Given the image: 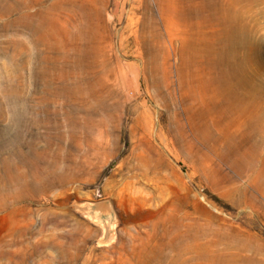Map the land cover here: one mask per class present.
I'll return each mask as SVG.
<instances>
[{
    "label": "rangeland",
    "instance_id": "rangeland-1",
    "mask_svg": "<svg viewBox=\"0 0 264 264\" xmlns=\"http://www.w3.org/2000/svg\"><path fill=\"white\" fill-rule=\"evenodd\" d=\"M102 2L105 50L120 56L124 76L107 72L101 80L100 57L91 53L78 71L69 62V77L50 76L48 101L40 72L54 54L6 31L0 12V251L19 264H249L251 256L264 264L243 250L264 230V196L255 186L264 180V0H173L183 16L177 44L158 0ZM144 23L155 59L148 70L134 42ZM240 31L250 47L236 40ZM19 38L23 47L10 44ZM92 81L107 85L97 98L56 93ZM239 99L244 110L229 111ZM29 107L42 120L35 129ZM233 142L255 155L252 168L225 156Z\"/></svg>",
    "mask_w": 264,
    "mask_h": 264
},
{
    "label": "bare ground",
    "instance_id": "bare-ground-1",
    "mask_svg": "<svg viewBox=\"0 0 264 264\" xmlns=\"http://www.w3.org/2000/svg\"><path fill=\"white\" fill-rule=\"evenodd\" d=\"M45 1V0H44ZM51 3L47 6H44V4L41 2V0H4V4L1 5V10L0 12L6 17V21L4 24V29L6 31L8 30H12L15 32V34H21V35H27L31 40L30 42H32L35 46H41V45H45L44 47H47L50 51L52 52L54 55H52L54 57V63L53 65L48 68H44L43 70L42 67L40 68V70L42 72V79H45L47 84L49 83V78L50 76L55 74H59L61 77H69L70 73L72 71H78L79 67H83V62L84 60L89 57V55L91 53H94L95 58L100 57V59L98 58L97 62L100 66V68H102V72L100 74V79L103 80L104 78H106V73L110 72L113 75L117 76V77H123L124 76V69L123 66L121 64V58L119 55H116V57L114 59H111L107 56V51L105 50V46L106 43L108 42L109 38H110V34H109V25H107L106 22V16L104 13V9H103V0L98 2L97 0H49ZM48 1V2H49ZM159 1V6H160V17L164 23L165 28L170 29L171 27H173L174 32L172 34V37L170 38V41L173 42L172 44H177V42L179 41L180 37H181V33H182V13L179 12V10L174 6L173 4V0H158ZM182 1V0H181ZM189 3L194 4L195 1H197L196 3H200V4H206L209 0H187ZM211 1V0H210ZM46 2V1H45ZM195 3V4H196ZM181 4V3H180ZM194 4V6H195ZM114 5V4H113ZM38 6L37 9H35ZM192 6V7H194ZM34 8V11H33ZM118 9V8H117ZM36 10V11H35ZM114 10V9H113ZM181 11V10H180ZM192 12H187V16L188 17H192L194 16L195 13H197L195 10V12L193 10H191ZM118 12V11H117ZM198 17V16H197ZM196 17V18H197ZM187 18V17H186ZM194 18V17H193ZM132 20V19H130ZM152 20V19H151ZM149 22V20H148ZM130 23H132L130 21ZM134 23V22H133ZM133 27V26H132ZM244 30V29H243ZM139 33V32H138ZM244 35V34H243ZM236 38V36H235ZM27 39V37L25 38ZM157 41L161 42L163 40V38L161 36H156ZM10 40V39H8ZM123 40V38H122ZM151 38H149V35L147 34L146 31V23H144L142 30L140 32V34L135 35L134 38V42L135 45H137L138 47L141 48V50L143 51L140 54V63L142 64L143 69L148 70V68H152L155 65V59L153 57V52L151 50ZM155 40V39H154ZM236 40H238L242 45H244L245 47L249 46L251 43L249 41V39L244 35L242 36L241 31L240 34L238 36V38H236ZM10 44L12 43L13 46L15 45L18 47H23L25 44V40L22 39H14V40H10L9 41ZM8 42V43H9ZM27 44V43H26ZM123 45V44H122ZM175 46V45H174ZM252 46V45H251ZM250 47V46H249ZM46 48V49H47ZM249 50V49H247ZM250 53V52H249ZM249 53H247L248 55H250ZM51 54V53H49ZM48 54V55H49ZM246 54V53H245ZM51 56V55H50ZM13 57V59H15V56H10ZM45 57V55H44ZM43 58V57H42ZM41 58V60H43ZM52 58V57H51ZM94 58V59H95ZM249 58V57H248ZM12 59V58H10ZM24 59V58H23ZM22 59V60H23ZM93 59V60H94ZM97 59V58H96ZM9 60V59H8ZM29 60V59H28ZM49 60V57H48ZM52 60V59H51ZM50 60V61H51ZM18 62V60H16ZM48 61V62H50ZM96 60H94L95 62ZM9 62H11V60H9ZM40 62V61H39ZM38 62V64H39ZM43 62V61H42ZM46 62V60H45ZM69 62H71L72 66H71V72H70V65ZM13 63V62H12ZM22 63V61H19V64ZM11 64V63H9ZM8 64V65H9ZM14 64V63H13ZM17 64V63H16ZM44 62L41 64L43 65ZM47 64V62H46ZM51 64V63H49ZM7 65V66H8ZM40 65V64H39ZM10 66V65H9ZM15 66V65H14ZM18 66V65H17ZM21 66V65H19ZM48 66V64H47ZM39 67V66H38ZM10 68V67H9ZM20 68V67H18ZM18 68H16L18 70ZM22 69V67H21ZM20 69V70H21ZM19 70V73H20ZM37 70V69H36ZM16 71V70H15ZM14 71V72H15ZM18 72V71H17ZM16 72V74H17ZM57 72V73H56ZM10 73V72H7ZM12 73V72H11ZM18 73V74H19ZM22 73V72H21ZM39 73V74H40ZM55 73V74H54ZM73 73V72H72ZM71 73V74H72ZM75 73V72H74ZM79 73V72H78ZM81 74V73H80ZM12 75V74H10ZM15 75V74H14ZM21 75V74H20ZM23 75V74H22ZM38 75V74H37ZM24 76V75H23ZM41 76V75H40ZM39 76V78H40ZM51 76V79H52ZM76 76L74 74V77L76 79ZM80 76V75H78ZM12 77V76H11ZM17 77V76H15ZM73 77V78H74ZM82 77V76H81ZM80 77V79H81ZM108 77V76H107ZM19 79V77H17ZM21 78V77H20ZM14 78L12 77V80ZM23 79V78H21ZM20 79V80H21ZM72 79V78H71ZM11 80V79H10ZM25 80V79H23ZM49 80V81H48ZM54 80V79H52ZM70 80V79H68ZM16 81V80H15ZM42 81V80H41ZM72 81V80H70ZM80 81V80H79ZM78 81V82H79ZM83 81V80H82ZM120 81V80H119ZM23 82V81H22ZM25 82V81H24ZM43 82V81H42ZM81 82V81H80ZM90 82V80L88 81ZM15 83V82H14ZM67 83V82H66ZM77 83V82H75ZM84 82H81V84H83ZM87 83V82H86ZM119 83V82H118ZM46 84V83H45ZM52 84V82H51ZM68 84H64L62 86H59L58 89L56 90L57 95L61 96V94L63 95L64 93L66 94V92L68 91H75L76 93H84V94H89V96H96L98 95V90L101 88H99V86L101 85V82H97L96 81H92V84L89 83L88 85L90 86H86L85 88L83 86L87 85H76V86H69L67 87ZM13 86V85H11ZM19 86V85H18ZM45 86V85H44ZM43 86V87H44ZM102 86V85H101ZM107 86V85H105ZM104 86V87H105ZM15 87V85H14ZM24 87V85H23ZM22 87V88H23ZM42 87V88H43ZM102 86L101 89L104 88ZM27 88V87H26ZM8 89V88H7ZM6 89V90H7ZM10 89V88H9ZM16 89V88H15ZM45 96H44V100L43 101H48V99L50 98L49 95L51 93L54 94V91H52V86L50 84H48L45 88ZM107 89V87H106ZM27 90V89H26ZM11 91V90H10ZM22 90H19V92H21ZM24 91V90H23ZM22 91V92H23ZM37 91V90H36ZM41 91V89H40ZM39 91V92H40ZM52 91V92H51ZM100 91V90H99ZM15 92V91H14ZM35 92V91H34ZM38 92V91H37ZM101 92V91H100ZM12 93V92H11ZM26 93V92H25ZM13 94V93H12ZM11 94V95H12ZM16 94V93H14ZM13 94V95H14ZM21 94V93H20ZM52 94V95H53ZM68 94V93H67ZM74 94V93H73ZM10 95V94H9ZM17 95V94H16ZM15 95V96H16ZM32 95V94H31ZM56 95V94H55ZM81 95V94H80ZM101 95V94H100ZM19 96V95H18ZM86 96V95H83ZM88 96V95H87ZM90 96V97H91ZM22 97H24L22 95ZM69 97V96H68ZM73 97V96H72ZM17 98V97H16ZM31 98V96H30ZM71 98V96H70ZM74 98V97H73ZM99 98V97H98ZM34 99V98H32ZM76 99V98H75ZM22 100V99H21ZM26 100V99H24ZM23 100V101H24ZM40 100V99H39ZM89 100V98H88ZM78 101V100H77ZM34 102V101H33ZM79 102V101H78ZM26 103V101H25ZM28 103V102H27ZM44 103V102H43ZM41 103V105L43 104ZM30 104V103H29ZM33 104V103H32ZM24 105V104H23ZM40 105V104H39ZM40 105V106H41ZM229 105V106H228ZM1 106V105H0ZM29 106V105H28ZM25 106V107H28ZM34 106V105H33ZM31 106V107H33ZM228 106V110L229 111H233L236 112L237 114H239L240 112H242L244 110V101L239 99L236 102H233L230 104V101L227 103ZM23 108V112L25 111L24 109L27 108ZM36 107V106H35ZM31 109L29 107L28 112H31V120H27L29 121V128L31 129H35V127H37L38 125L41 124V121L38 116L35 114L36 108ZM3 109V108H2ZM41 109V108H40ZM39 109V110H40ZM1 110V109H0ZM38 111V109H37ZM4 112V111H3ZM40 112V111H39ZM2 113V112H1ZM21 114V113H20ZM27 114V112H26ZM38 114V113H37ZM1 115V114H0ZM5 116V115H4ZM26 118V116L28 115H24ZM2 117V115H1ZM30 117V116H29ZM29 119V118H28ZM28 122H26L27 124ZM27 127V126H26ZM258 128H261L260 125L257 126ZM28 130V129H27ZM254 130V129H253ZM259 132H262L263 130H258ZM34 132V131H33ZM32 132V133H33ZM26 133V132H25ZM29 133V132H28ZM35 133V132H34ZM28 135V134H27ZM18 142V141H17ZM16 142V143H17ZM9 144V143H8ZM15 144V143H14ZM11 146V145H10ZM255 144L252 141H249V148H254ZM12 150V148H11ZM15 150V149H13ZM13 152V151H12ZM19 152V151H17ZM40 154V153H39ZM11 155V154H10ZM15 155V154H14ZM20 155V154H19ZM39 156V155H38ZM225 156L229 159L232 160L233 163H237L238 160H242L244 161V165L247 168H252V166L256 163L255 162V155L252 154L250 151H244L242 149L241 146L237 145L235 142L232 143V147L230 149V153H226ZM15 157V156H14ZM18 158L20 157H24V156H17ZM16 157V158H17ZM29 157V155H28ZM40 157V156H39ZM15 158V159H16ZM17 158V159H18ZM25 158V157H24ZM30 159V158H29ZM41 159H45V157L43 156ZM20 160H22L20 158ZM25 160V159H24ZM46 160V159H45ZM12 161V160H11ZM10 161V162H11ZM16 161V160H15ZM19 161V160H17ZM26 161V160H25ZM21 162V161H20ZM30 162V160H29ZM37 162V160H36ZM23 163V160L22 162ZM11 164V163H10ZM24 164V163H23ZM12 164H11V168H12ZM6 169V168H5ZM45 170H47V168H45ZM43 170V171H45ZM262 170V169H261ZM6 171V170H5ZM34 171V170H32ZM263 171V170H262ZM264 172V171H263ZM263 172L261 174H263ZM22 173V172H21ZM46 173V172H45ZM15 174V173H14ZM19 174V173H18ZM23 174V173H22ZM51 174V173H50ZM5 175V174H4ZM3 175V176H4ZM7 175V174H6ZM11 175H13L11 173ZM10 175V176H11ZM45 175V174H43ZM47 175V174H46ZM2 176V177H3ZM9 175H7L8 177ZM9 176V177H10ZM16 176V175H15ZM22 176V175H21ZM50 176V175H49ZM48 176V177H49ZM14 177V175H13ZM20 177V174H19ZM18 177V178H19ZM27 177V176H26ZM30 179V176H28ZM36 177V176H34ZM16 178V177H15ZM14 178V179H15ZM22 178H24L22 176ZM21 178V179H22ZM32 178V177H31ZM43 178H45V176H43ZM3 179V178H2ZM1 179V180H2ZM37 179V178H34ZM42 179V178H41ZM51 179V177H50ZM16 180V179H15ZM23 180V179H22ZM21 180V181H22ZM28 180V179H27ZM32 180V179H31ZM30 180V181H31ZM44 180V179H43ZM43 180L39 181V182H43ZM45 180H47L45 178ZM44 180V181H45ZM49 180V179H48ZM9 181V180H8ZM7 181V182H8ZM29 181V180H28ZM38 181V180H36ZM35 181V182H36ZM50 181V180H49ZM19 182V181H18ZM17 182V183H18ZM24 182V181H23ZM20 182V183H23ZM32 182H34L32 180ZM52 182V181H51ZM9 183V182H8ZM20 183L18 185H20ZM28 183V182H27ZM30 183V182H29ZM47 183V182H46ZM7 184V183H6ZM33 184V183H32ZM39 184V183H38ZM41 184V183H40ZM48 184V183H47ZM46 184V186H47ZM51 184V183H50ZM17 185V186H18ZM22 185V184H21ZM37 185V182H36ZM52 185V184H51ZM13 186V185H12ZM16 186V187H17ZM27 186V185H26ZM30 186V185H29ZM32 186V185H31ZM255 186L256 189L259 193H261L264 196V180L263 181H255ZM21 187V186H20ZM24 187V186H23ZM43 187V186H42ZM49 187V186H48ZM27 188V187H25ZM39 188V185H38ZM47 188V187H46ZM13 189V187H12ZM16 189V188H15ZM29 189V187H28ZM20 188L17 190L19 191ZM44 190V189H42ZM24 191V190H23ZM22 191V192H23ZM9 192V191H8ZM25 192V191H24ZM12 193V192H11ZM21 193V192H20ZM23 194V193H22ZM15 195V192H14ZM17 196V193H16ZM23 196V195H22ZM12 197V196H11ZM17 198V197H15ZM19 198V197H18ZM17 198V199H18ZM21 198V197H20ZM19 198V199H20ZM15 201V200H14ZM250 201H254L252 198H250ZM9 205V204H8ZM12 213V211H11ZM17 220V219H16ZM12 221V220H11ZM14 222V221H13ZM12 222V224H13ZM18 224V223H17ZM14 225V224H13ZM14 227V226H13ZM9 231V230H8ZM12 232V230L10 231ZM15 232V231H14ZM21 233V231H20ZM11 234V233H10ZM19 234V232H18ZM13 235V234H12ZM263 235H264V230H260L257 233L254 234V237L257 238L258 242L251 245L250 248L245 247L243 250H248L251 252L252 255H254L255 257H259L264 259V239H263ZM6 237V236H4ZM3 237V239H4ZM16 237V236H15ZM18 237V236H17ZM0 239H2L0 237ZM0 240V242L3 241ZM12 238H9V240H11ZM19 239V238H18ZM8 240V241H9ZM14 240V239H12ZM17 244L18 240H14ZM13 241V242H14ZM6 242V241H5ZM10 242V241H9ZM12 242V241H11ZM10 242V243H11ZM3 243V242H2ZM9 244V243H8ZM14 244V245H15ZM19 244V243H18ZM4 245V244H3ZM13 245V244H12ZM10 246H8L9 248ZM2 248V247H1ZM7 248H4V252L6 253ZM14 249V246L13 248ZM11 250V248H10ZM16 252V251H15ZM2 253L0 251V260L6 259V260H10L11 264H19L21 260H19V258H16L13 254H5ZM18 253V252H17ZM17 255V254H16ZM18 257V256H17ZM245 258V256H243ZM249 259V264L253 263V257L251 256V258ZM1 263V262H0ZM7 264V262L5 263ZM217 264H228V263H222V262H218ZM230 264H240V263H236V262H231Z\"/></svg>",
    "mask_w": 264,
    "mask_h": 264
}]
</instances>
